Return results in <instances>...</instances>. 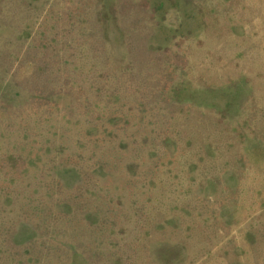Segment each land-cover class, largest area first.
Returning a JSON list of instances; mask_svg holds the SVG:
<instances>
[{
  "label": "rangeland",
  "instance_id": "1",
  "mask_svg": "<svg viewBox=\"0 0 264 264\" xmlns=\"http://www.w3.org/2000/svg\"><path fill=\"white\" fill-rule=\"evenodd\" d=\"M0 264H264V0H0Z\"/></svg>",
  "mask_w": 264,
  "mask_h": 264
}]
</instances>
